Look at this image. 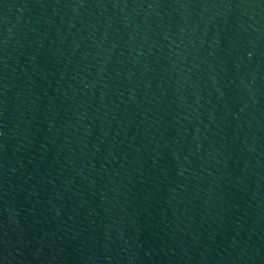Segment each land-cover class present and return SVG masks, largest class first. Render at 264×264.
Here are the masks:
<instances>
[{"label":"water","instance_id":"1","mask_svg":"<svg viewBox=\"0 0 264 264\" xmlns=\"http://www.w3.org/2000/svg\"><path fill=\"white\" fill-rule=\"evenodd\" d=\"M0 264H264V0H0Z\"/></svg>","mask_w":264,"mask_h":264}]
</instances>
